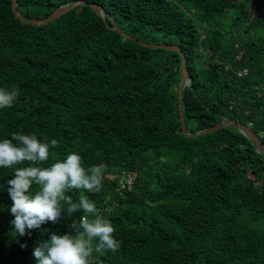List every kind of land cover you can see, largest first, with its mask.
<instances>
[{"label":"trees","instance_id":"16d2710c","mask_svg":"<svg viewBox=\"0 0 264 264\" xmlns=\"http://www.w3.org/2000/svg\"><path fill=\"white\" fill-rule=\"evenodd\" d=\"M71 1L16 5L42 18ZM85 1L125 34L180 47L189 132L234 119L264 144V0ZM11 2L0 0V88L20 94L0 109V139L34 133L59 141L48 165L70 152L86 168L106 165L100 191L66 193L94 201L121 242L94 250L92 264H264V156L234 126L182 133L179 52L125 37L88 4L31 24ZM12 178L14 168H0V264H37L34 247L74 232L83 211L70 217L61 202L58 222L15 235Z\"/></svg>","mask_w":264,"mask_h":264},{"label":"clouds","instance_id":"9594fccd","mask_svg":"<svg viewBox=\"0 0 264 264\" xmlns=\"http://www.w3.org/2000/svg\"><path fill=\"white\" fill-rule=\"evenodd\" d=\"M18 87L0 88V109L12 107L19 97ZM59 145L57 139L44 141L34 133L14 132L11 138L0 139V168H14V178L7 181L8 194L12 200L10 221L15 235L24 236L27 230L58 222L67 206L72 217L82 210L83 215L73 219L72 233H52L33 249L37 264H92L93 251L119 250L121 242L115 238L112 221L98 214L94 201L81 195L73 202L66 193L72 190L98 192L102 187L106 165L104 163L86 168L77 152H70L64 159L50 165V149ZM19 167H14L18 166ZM36 185V191H33ZM97 241L95 244L93 242ZM26 245H21L25 247Z\"/></svg>","mask_w":264,"mask_h":264},{"label":"water","instance_id":"95a60500","mask_svg":"<svg viewBox=\"0 0 264 264\" xmlns=\"http://www.w3.org/2000/svg\"><path fill=\"white\" fill-rule=\"evenodd\" d=\"M79 4H88L101 17H104V15L107 14V16L112 20V24H113L112 27L117 29V27L115 26V20L112 18V16L110 14H108L103 7H101L99 4H97L95 2H87L85 0H73L71 2H68L66 4H63V5L56 7L47 16L42 17V18H38V17L26 18V17H23L19 13V10H18L17 5H16V0H12V2H11L12 9L14 11V15L16 17H19L21 21L28 22L31 24H39V23H44V22H47L49 20H52V19L58 17L60 14L66 12L70 8H73ZM117 30L119 33H121L125 37L135 39L140 44H143V45H146V46H149L152 48L161 47V48L175 50V51L179 52V54L181 56V72H180V79L178 82V91H177V93H178V110H179L180 126H181L182 133L184 135H196L198 133L214 130V129H217V128H220V127H223L226 125L234 126V127L238 128V130H240L244 135H246L251 140V142L253 143L255 149L264 156V144L261 141L258 134L256 132H254L248 125H246L242 122H239L237 120H234V119L223 118L217 124H215L213 126L203 128V129H199L193 133L189 132L187 130L186 125H185L184 118H183V112H182V88L184 87V85L187 82V69L185 66L184 54L181 51L180 47L176 44L165 43V42H162V43L144 42L142 40L136 39V38H134L128 34L123 33L119 29H117Z\"/></svg>","mask_w":264,"mask_h":264},{"label":"built area","instance_id":"2783aa9c","mask_svg":"<svg viewBox=\"0 0 264 264\" xmlns=\"http://www.w3.org/2000/svg\"><path fill=\"white\" fill-rule=\"evenodd\" d=\"M245 72V70H244ZM128 184L130 183V176L128 175V180H127Z\"/></svg>","mask_w":264,"mask_h":264}]
</instances>
